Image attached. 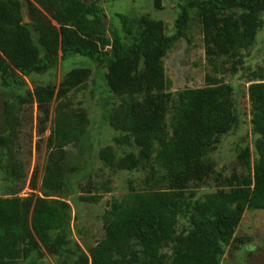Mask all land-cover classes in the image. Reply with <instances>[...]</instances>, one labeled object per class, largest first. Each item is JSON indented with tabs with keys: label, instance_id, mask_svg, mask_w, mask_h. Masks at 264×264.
Returning a JSON list of instances; mask_svg holds the SVG:
<instances>
[{
	"label": "trees",
	"instance_id": "trees-1",
	"mask_svg": "<svg viewBox=\"0 0 264 264\" xmlns=\"http://www.w3.org/2000/svg\"><path fill=\"white\" fill-rule=\"evenodd\" d=\"M99 1L0 0L1 88L18 91L25 77L48 71L59 55L63 62L75 55L106 64L109 92L129 100L127 116L119 124L125 135L117 141L137 152L116 157L106 148L99 160L117 171L157 167L166 174L167 189L134 193L113 203L103 219V238L89 254L68 249L71 210L67 203L50 199L47 192L42 197H0V264L27 260L40 248L56 264H221L225 247L237 240L234 234L244 211L264 210V67L249 73L247 87L255 158L250 163L248 149H241L245 173L224 177L219 190L197 198L188 192L189 186L202 184L214 173L209 154L216 139L238 125L233 90L207 77L202 89L169 93L163 59L183 36L191 8L197 9L210 63L238 57L254 44L262 28L264 0L188 3L170 37L164 35L161 21L117 15L122 36L113 25L106 27ZM153 7L160 11L161 0H153ZM105 47H110L109 54ZM87 77V70L74 68L56 94L54 89L37 87L29 96L39 105L54 96L62 99ZM139 97L141 101H135ZM4 113L7 124V107ZM83 124L80 115L60 114L50 142L61 149L77 140ZM57 162L58 158L47 167L43 181L44 188L56 194L65 185ZM12 175L22 177L20 164L12 166ZM239 242L245 245L251 239ZM166 245H170L168 256L162 253Z\"/></svg>",
	"mask_w": 264,
	"mask_h": 264
},
{
	"label": "rangeland",
	"instance_id": "rangeland-1",
	"mask_svg": "<svg viewBox=\"0 0 264 264\" xmlns=\"http://www.w3.org/2000/svg\"><path fill=\"white\" fill-rule=\"evenodd\" d=\"M205 0H161V10L156 11L153 0H100L98 5L106 15L105 24L119 29L124 36L117 15L129 19L146 16L152 21H161L164 35L175 33L174 23L182 7L188 3ZM189 21L183 36L167 51L163 59L167 92L176 93L187 89H202L207 77L232 88L235 114L238 125L223 136H219L209 154L214 173L202 184H191L188 192L202 198L219 190V181L235 173H245L239 155L247 148L252 163L255 136L251 132L250 103L247 96L249 73L264 67V11L260 18L262 28L254 44L240 52L238 57H220L213 64L205 55L203 33L197 9L189 10ZM28 20V17L24 15ZM29 23V20H28ZM27 23V24H28ZM109 39V33L106 31ZM110 53V47L103 48ZM74 68L88 71V77L80 88L69 92L64 98L56 96L48 103L39 105L32 94L37 87L61 88L66 75ZM106 64H97L88 58L73 55L41 74H30L18 91L7 92L0 83V197H42L47 192L50 199L65 202L71 210L69 229L71 242L69 251L80 249L89 254L103 238V219L113 203H121L134 193L167 189L165 172L157 167L145 166L133 171H117L104 167L99 160L101 150L110 148L116 157L137 151L117 140L125 135L120 129L128 113L123 98L111 94L104 76ZM143 97L135 98L141 101ZM10 111L5 123V108ZM60 114L80 115L84 119L77 140L61 149L50 137L56 118ZM58 158L61 180L65 185L54 193L44 188L47 167ZM20 164L22 177L12 175V166ZM92 199V200H85ZM75 219V220H74ZM182 223V222H181ZM182 228L178 227V233ZM233 240L227 247L221 264H264V210H245ZM250 238L242 245L239 240ZM170 245L162 253L170 254ZM56 264L42 248L34 250L29 259L14 264Z\"/></svg>",
	"mask_w": 264,
	"mask_h": 264
},
{
	"label": "water",
	"instance_id": "water-1",
	"mask_svg": "<svg viewBox=\"0 0 264 264\" xmlns=\"http://www.w3.org/2000/svg\"><path fill=\"white\" fill-rule=\"evenodd\" d=\"M24 23L27 24L28 23V20L26 18H24Z\"/></svg>",
	"mask_w": 264,
	"mask_h": 264
}]
</instances>
